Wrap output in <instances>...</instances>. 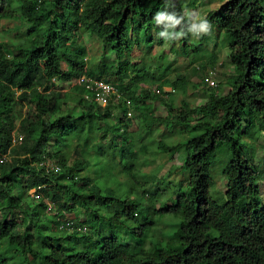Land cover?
Masks as SVG:
<instances>
[{"label": "trees", "instance_id": "16d2710c", "mask_svg": "<svg viewBox=\"0 0 264 264\" xmlns=\"http://www.w3.org/2000/svg\"><path fill=\"white\" fill-rule=\"evenodd\" d=\"M17 2L27 22L45 23L46 31L28 47L10 50L0 42V158L9 153L0 162V206L4 205L5 210L21 209L22 196L39 188L44 201L61 202L65 210L75 206L91 210L96 217L92 216L87 223L94 230L104 218L99 207L110 209L104 218L110 226L123 227L127 222H136L138 201L118 200L96 185L91 187L88 179L83 184L86 192L78 191L75 179L93 164L95 158L90 160L93 154L84 157L81 151L82 160L74 159L68 165L65 153L52 150L49 144L55 137L69 140L74 135L83 140L84 121L96 124L111 121V110L115 108L114 96L103 108L85 99L93 97L85 84L70 85L81 77L99 80L97 76L107 75L110 68L105 66L98 71L87 68L83 55L67 44L74 37V28L81 25L120 58L132 48L130 31L139 24L147 35L153 34L152 31L158 34L168 31L175 36L184 30L186 35L180 40L186 48L192 18L185 15L179 0H52L50 10L45 13L47 20L38 15L39 0ZM263 3L264 0H228L220 12L207 19L211 27L218 26L231 39L228 57L236 73L231 89L225 96H210L205 105L194 109L182 102L180 114L169 116L189 138L172 146L162 141L156 145L166 153L182 151L186 171L185 187L182 183L176 186L173 192L177 196L171 198L170 205L160 214L175 222L166 243L156 242L148 251L137 252L130 245L119 243L117 236L89 237L84 249H70L58 236L31 233L32 229L38 232L39 210L43 212L47 207L40 202L37 210L24 208L20 224L12 218H0V264L9 263V257L2 252L4 243L17 248L26 263L31 257L41 260V264H264V204L258 199L259 172L241 148L244 134L250 136L251 130L264 132ZM12 13L11 0H0V21L10 19ZM157 13L174 16L180 23L174 29L166 27L167 21L157 25ZM53 26L57 28L56 36ZM7 49L11 52L7 53ZM128 64L118 62L116 70L115 88L121 94L123 116L127 112L126 101L133 99L132 92L123 84L128 78ZM53 78L68 84V91L54 88ZM104 82L113 83L110 79ZM169 84L157 85V91L162 92L166 86L177 89L180 82ZM149 96L150 91H144V98ZM65 101L75 102L84 110L56 116ZM26 104L29 107L23 112ZM191 117L197 118L193 124L188 122ZM116 125H112V132L120 131V125ZM223 144L228 145L230 158L222 170L225 200L219 204L210 195L213 186L210 167ZM84 151L89 153L87 148ZM43 162L58 166L59 171L46 172L40 166ZM6 183L18 187L17 198L11 197ZM63 191H67L65 197L61 195ZM144 209L149 219L131 228L132 236L142 238L154 225L149 206ZM41 238L46 242L41 243Z\"/></svg>", "mask_w": 264, "mask_h": 264}, {"label": "rangeland", "instance_id": "374dc122", "mask_svg": "<svg viewBox=\"0 0 264 264\" xmlns=\"http://www.w3.org/2000/svg\"><path fill=\"white\" fill-rule=\"evenodd\" d=\"M17 1L11 0L13 11L11 18L0 21V42L7 45L10 50L30 46L46 31L45 23L27 22ZM179 1L185 15L192 18L193 22H199L197 18L207 20L210 16L220 12L223 4L228 0ZM51 2L52 0H39L41 5L38 8V15H43L44 20H47L45 13L50 10ZM262 8L264 9V3ZM56 32L57 28L53 26L55 36ZM130 32L132 48L117 58L115 53L111 52L110 47L105 45L96 34L85 30L81 25L74 28V37L67 47L72 50L77 49V53L83 55L87 68L96 71L105 66L110 68L107 75L97 76L100 82L104 83L110 79L115 88V84L118 83L116 75L118 62L129 63L128 78L124 79L123 84L132 92L133 99L128 100L125 116L121 111V97L112 102L115 107L111 110L112 122L102 120L96 124L95 121L85 120L83 140H78L72 135L69 140L55 137L49 144L52 150L60 149L65 153V156L69 158L68 165H72L74 159L82 158L81 151L84 157L93 154V157H90V160L95 158L93 164L75 179L78 182V191L86 192L83 184L88 179L91 187L96 185L102 191L110 192L118 200L132 198L140 203L139 218L136 222H127L123 227L117 224L110 226L104 219L110 209L99 207L104 218L94 230L87 223L88 220L96 217L91 210L88 211L78 206L65 210L61 202L44 201L37 193L30 194V191L22 196L21 203L24 206L21 209L5 210L4 205L0 206V218H12L20 224L24 219V208L37 210L40 202H43L47 207L43 212L39 210L41 212L39 230L36 232L32 229L31 233L36 236V233H39L42 237L58 236L64 239V245L70 249H84L85 239L89 237L107 239L117 236L119 243L130 245L137 252L148 251L150 246L156 242L162 244L167 242L175 222L171 217L160 214L166 206L170 205L171 198L175 199L177 196L173 192L176 186L180 183L183 187L186 185V171L183 169L184 153L182 151L172 154L162 152L156 148V145L162 141L172 146L189 138V134L181 130L182 126L176 124V121L171 122L169 116L180 114L183 108L182 102L187 103L190 109H194L205 105L212 95L222 97L229 92L236 75L228 57L231 39L222 29L214 26L207 35L195 36L190 33L185 48L181 38L162 39L155 31L147 35L145 28L139 24L135 25ZM10 50L7 49V53H10ZM206 79L212 80L216 85L215 88L210 87ZM177 81L180 82L177 89L166 86L162 92H157V85ZM76 82L74 79L70 85ZM53 84L54 88H65L61 90L62 92L68 91V84H62L59 79ZM148 90L150 96L144 98V91ZM118 94L121 96L120 93ZM154 96L156 98H153ZM28 107V104L24 105L23 112ZM83 110L84 108L75 102L65 101L56 116L64 115L68 111L79 113ZM119 120L121 123L118 122ZM196 120L197 118L191 117L188 122L193 124ZM146 121L152 123L147 125ZM116 123L120 125V131L112 132V125ZM124 131H126L125 136L122 134ZM250 134V136L244 134L241 137V148L244 155L252 158V164L259 172L258 199L261 204H264V132L251 130ZM86 148L89 153L84 151ZM8 154L3 157L7 158ZM229 158L228 145L223 144L217 149L210 167L213 180L210 195L219 204H223L225 200V180L222 170ZM67 180L69 177L65 181ZM6 186L11 197L17 198L18 187L11 183H6ZM66 193L67 191H63L61 195L65 197ZM146 206H149L154 225L144 232L142 238L132 236L130 229L143 225L149 219L144 209ZM24 227L23 225L21 228ZM39 241L46 242L42 238ZM2 252L9 257L8 264H41V260L31 257L26 263L22 253L6 243H4Z\"/></svg>", "mask_w": 264, "mask_h": 264}, {"label": "built area", "instance_id": "2783aa9c", "mask_svg": "<svg viewBox=\"0 0 264 264\" xmlns=\"http://www.w3.org/2000/svg\"><path fill=\"white\" fill-rule=\"evenodd\" d=\"M76 84L74 85H82L85 84V88L93 93V97L85 96V99L87 101H93L96 104H98L101 107H106L110 101V98H112V101H115L117 98L120 97V95L117 93V90L113 87L112 84L108 83H102L99 80H93V79H87L84 77H81L80 79H76ZM52 82H56V78L52 79ZM206 82L209 84L210 87L215 88L216 86L214 82L210 79H206ZM73 86V85H71ZM173 91V89L171 90ZM170 91V92H171ZM158 92V91H157ZM129 103V101H126V105ZM14 135V134H13ZM15 138L13 139V143L15 142ZM6 157H1L0 162ZM40 166L44 167L46 172H57L59 171V167L50 163V162H43ZM39 189V188H38ZM38 189H32L30 190V194L37 193L41 197V195L38 193ZM33 192V193H32Z\"/></svg>", "mask_w": 264, "mask_h": 264}, {"label": "clouds", "instance_id": "9594fccd", "mask_svg": "<svg viewBox=\"0 0 264 264\" xmlns=\"http://www.w3.org/2000/svg\"><path fill=\"white\" fill-rule=\"evenodd\" d=\"M199 22H193L191 26L188 28L187 32L192 33L195 36L199 35H207L210 33L211 25L206 19L197 18ZM167 21L166 27L169 29H174L180 21L175 19L174 16H166L163 13H157L155 16V22L156 24H161ZM186 35V32L184 30H181L180 32L176 33L175 36H173L170 32H160L159 36L162 38H165L167 40H174V39H180ZM76 80V79H75ZM126 104V103H125ZM127 106V105H126Z\"/></svg>", "mask_w": 264, "mask_h": 264}]
</instances>
